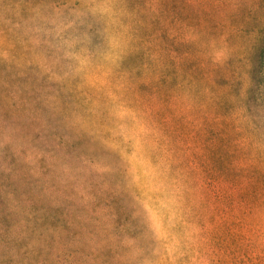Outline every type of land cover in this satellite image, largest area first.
Returning <instances> with one entry per match:
<instances>
[{"label": "rangeland", "instance_id": "374dc122", "mask_svg": "<svg viewBox=\"0 0 264 264\" xmlns=\"http://www.w3.org/2000/svg\"><path fill=\"white\" fill-rule=\"evenodd\" d=\"M0 264H264V0H0Z\"/></svg>", "mask_w": 264, "mask_h": 264}]
</instances>
